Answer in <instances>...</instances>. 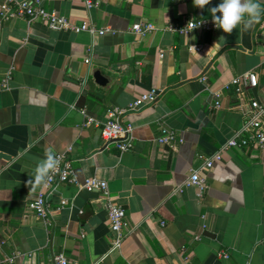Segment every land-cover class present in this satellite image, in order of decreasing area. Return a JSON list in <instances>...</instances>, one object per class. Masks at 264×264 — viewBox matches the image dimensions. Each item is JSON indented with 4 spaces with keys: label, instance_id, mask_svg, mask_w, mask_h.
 <instances>
[{
    "label": "crops",
    "instance_id": "1",
    "mask_svg": "<svg viewBox=\"0 0 264 264\" xmlns=\"http://www.w3.org/2000/svg\"><path fill=\"white\" fill-rule=\"evenodd\" d=\"M93 1L92 8L86 0H49L47 7L104 34L23 19L0 25V82L11 73V89L0 91V260L18 252L24 264H55L59 254L72 264H264V154L225 149L202 174L203 197L186 185L204 158L242 130L238 106L264 102V19L231 34L182 35L165 28L212 20L209 9L221 0L204 9L193 0ZM137 23L156 30L138 36ZM195 45L202 52H192ZM248 72L258 86L247 87L242 101L231 82ZM151 91L160 94L155 104L121 119L134 130V148H105L108 112ZM163 128L175 133L174 143H157ZM48 150L67 154L76 182L48 192L51 213L43 222L28 210L43 186L28 180ZM88 178L107 182L126 210L121 251H111L102 192L80 187Z\"/></svg>",
    "mask_w": 264,
    "mask_h": 264
},
{
    "label": "built area",
    "instance_id": "2",
    "mask_svg": "<svg viewBox=\"0 0 264 264\" xmlns=\"http://www.w3.org/2000/svg\"><path fill=\"white\" fill-rule=\"evenodd\" d=\"M49 0H3L0 10V25L12 20L23 19L30 23L43 22L53 31H71L76 34L81 32H90L92 34H104L106 30H98L89 24L77 25L62 16L55 10L47 7ZM87 6H94L93 0H86ZM217 27L212 20H193L186 26L170 24L165 30L177 32L182 35L189 34L193 30L213 31ZM156 30L154 24L137 23L133 26L132 31L138 36H145L148 33ZM202 45L191 46L192 52H202ZM87 64L91 63V57L86 60ZM205 79V78H204ZM235 93L242 101L245 89L247 87L256 88L258 86V77L254 72H248L242 76L234 78L231 82ZM11 89V73H7L5 78L0 82V91ZM159 93L155 91L146 92L137 96L126 107H117L108 112L107 120L102 124L101 132L104 140V146L107 148L113 144L121 153L129 152L134 148V134L132 127H124L121 119L131 112H140L145 107L155 104L159 99ZM220 94L216 95L217 102L215 108H220ZM243 103V102H242ZM243 111L246 118L242 130L235 133L230 138L223 148L216 154L204 158L202 167L192 170L190 178L186 185L197 188L199 197H203L207 189L206 178L202 175L203 172H209L214 168L217 161L221 160L223 150L225 149H259L264 154V102L255 99L248 100L245 104L238 106ZM87 121L85 125L93 122L86 112H83ZM176 135L173 131L163 128L162 135L156 139L160 145H170L176 141ZM71 150V149H70ZM69 150V151H70ZM60 159V164L57 171L53 174L52 179L47 186H43L42 190L28 203V210L36 215L43 222H48L51 213V206L48 201V195L58 189L59 186L65 183H74L76 179L73 175V169L69 163L67 154L57 155ZM82 189L88 191H101L103 200H105L108 208V216L110 228L112 231L111 251H121L127 235L125 229L128 227L126 220V210L119 205L115 198L111 197L108 192L107 182L98 178H88L82 186ZM68 202L64 200L62 206H67ZM22 255L18 252L10 256H5L0 260V264H24ZM55 264H72V262L64 255L59 254L55 257Z\"/></svg>",
    "mask_w": 264,
    "mask_h": 264
},
{
    "label": "clouds",
    "instance_id": "3",
    "mask_svg": "<svg viewBox=\"0 0 264 264\" xmlns=\"http://www.w3.org/2000/svg\"><path fill=\"white\" fill-rule=\"evenodd\" d=\"M211 0H193V5L204 9ZM264 0H221V2L209 9L212 22L218 29L231 34L235 29L242 26V30H248L264 19ZM219 13L220 15H217ZM60 164L59 157L51 150L44 154L35 167L34 177L28 180L33 187L47 186L57 171Z\"/></svg>",
    "mask_w": 264,
    "mask_h": 264
},
{
    "label": "water",
    "instance_id": "4",
    "mask_svg": "<svg viewBox=\"0 0 264 264\" xmlns=\"http://www.w3.org/2000/svg\"><path fill=\"white\" fill-rule=\"evenodd\" d=\"M94 78H95L96 82L102 86H105L107 81H108L107 78H105V76L102 74L101 71H96L94 74Z\"/></svg>",
    "mask_w": 264,
    "mask_h": 264
}]
</instances>
